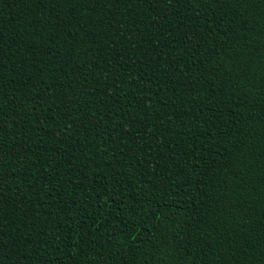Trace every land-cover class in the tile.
<instances>
[{"label":"trees","instance_id":"trees-1","mask_svg":"<svg viewBox=\"0 0 264 264\" xmlns=\"http://www.w3.org/2000/svg\"><path fill=\"white\" fill-rule=\"evenodd\" d=\"M0 264H264V0H0Z\"/></svg>","mask_w":264,"mask_h":264}]
</instances>
